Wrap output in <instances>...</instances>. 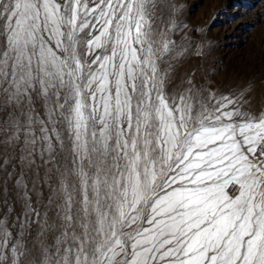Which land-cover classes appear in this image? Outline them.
Segmentation results:
<instances>
[{"label": "snow or ice", "instance_id": "obj_1", "mask_svg": "<svg viewBox=\"0 0 264 264\" xmlns=\"http://www.w3.org/2000/svg\"><path fill=\"white\" fill-rule=\"evenodd\" d=\"M167 7L0 0V264H264V86Z\"/></svg>", "mask_w": 264, "mask_h": 264}, {"label": "rangeland", "instance_id": "obj_2", "mask_svg": "<svg viewBox=\"0 0 264 264\" xmlns=\"http://www.w3.org/2000/svg\"><path fill=\"white\" fill-rule=\"evenodd\" d=\"M162 18L169 3L183 5L180 18L187 24L172 37L189 48L199 46L202 56L183 61L181 74L197 77L214 73L216 83L264 82V0H158ZM191 42V43H190Z\"/></svg>", "mask_w": 264, "mask_h": 264}]
</instances>
